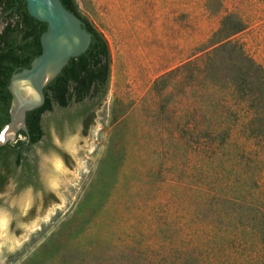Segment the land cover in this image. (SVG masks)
Here are the masks:
<instances>
[{
  "label": "rangeland",
  "instance_id": "rangeland-1",
  "mask_svg": "<svg viewBox=\"0 0 264 264\" xmlns=\"http://www.w3.org/2000/svg\"><path fill=\"white\" fill-rule=\"evenodd\" d=\"M221 1L77 0L110 44L109 94L87 133L79 125L62 138L52 126L57 149L36 148L42 189L14 174L0 186V264H202L190 235L212 238L192 190L208 184L209 154L180 137L196 95L187 80L154 85L205 46L226 7L252 22L236 40L264 65V0ZM226 223L217 242L238 238L236 219ZM249 246L245 264H262Z\"/></svg>",
  "mask_w": 264,
  "mask_h": 264
},
{
  "label": "trees",
  "instance_id": "trees-1",
  "mask_svg": "<svg viewBox=\"0 0 264 264\" xmlns=\"http://www.w3.org/2000/svg\"><path fill=\"white\" fill-rule=\"evenodd\" d=\"M198 1L207 6L211 0ZM61 2L81 19L92 41L88 50L72 58L44 89L45 104L28 112L27 131L20 132L24 139L0 147V186L14 174L23 187L42 189L36 148L57 149L52 126L62 138L79 125L87 133L109 94L113 59L107 38L83 14L77 0ZM0 25L1 132L11 119V78L29 69L42 54L41 38L48 25L30 15L26 0H0ZM250 27L252 22L240 10L226 7L205 46L196 48L187 61L154 85L160 92L173 78L179 79L181 86L187 80L196 95L192 122L183 126L190 124V130H181L180 137L190 132L193 143L209 154L208 184L192 190L197 215L204 213L205 228L212 238L205 246L198 240L200 230L190 235L189 243L202 264H245L252 241L259 245L264 264V170L258 161L264 156V65L236 40ZM203 109L207 114L200 128ZM233 219L240 231L238 238L233 240L225 231L224 242H217L220 225L226 221L229 228Z\"/></svg>",
  "mask_w": 264,
  "mask_h": 264
},
{
  "label": "water",
  "instance_id": "water-1",
  "mask_svg": "<svg viewBox=\"0 0 264 264\" xmlns=\"http://www.w3.org/2000/svg\"><path fill=\"white\" fill-rule=\"evenodd\" d=\"M26 2L30 15L46 23L48 29L41 38L42 54L33 61L29 69L17 72L11 78V119L0 132V147L21 139L20 132L27 131L28 112L45 104L44 89L61 74L72 58L85 53L92 41V36L83 28L81 19L68 11L61 0ZM2 29L3 25H0V32ZM14 131V138H6L13 135ZM3 138L6 139L1 141Z\"/></svg>",
  "mask_w": 264,
  "mask_h": 264
},
{
  "label": "bare ground",
  "instance_id": "bare-ground-1",
  "mask_svg": "<svg viewBox=\"0 0 264 264\" xmlns=\"http://www.w3.org/2000/svg\"><path fill=\"white\" fill-rule=\"evenodd\" d=\"M11 89H12V86H11ZM20 122L18 123V126H20ZM14 136H15V131H14V133H13V135H11V136H8V137H6V138H14ZM6 138H3V139H1V141H3V140H5ZM4 222V221H3ZM1 224V223H0ZM5 227V226H4ZM2 237V236H1Z\"/></svg>",
  "mask_w": 264,
  "mask_h": 264
},
{
  "label": "flooded vegetation",
  "instance_id": "flooded-vegetation-1",
  "mask_svg": "<svg viewBox=\"0 0 264 264\" xmlns=\"http://www.w3.org/2000/svg\"><path fill=\"white\" fill-rule=\"evenodd\" d=\"M20 186H22V187H23V185H22V184H20Z\"/></svg>",
  "mask_w": 264,
  "mask_h": 264
}]
</instances>
